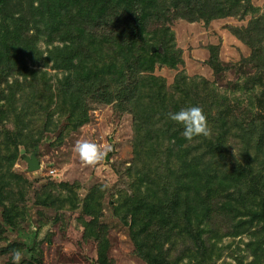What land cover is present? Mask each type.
Instances as JSON below:
<instances>
[{"label": "trees", "instance_id": "obj_1", "mask_svg": "<svg viewBox=\"0 0 264 264\" xmlns=\"http://www.w3.org/2000/svg\"><path fill=\"white\" fill-rule=\"evenodd\" d=\"M259 11L252 0H0V254L19 249L20 264H44L36 240L49 222L22 219L35 184L15 171L25 161L22 153L39 151L41 158L51 134L59 132L50 144L55 150L91 121L94 110L111 107L114 121L131 120L132 163L116 171L127 190L109 202L135 254L145 264H217L222 258V264H264ZM248 16L246 26L230 27L251 50L239 64L225 61L217 43L209 46L210 77L181 71L168 85L155 73L184 64L175 21ZM241 65L256 73L234 84L242 96L231 99L221 89L233 82L229 70ZM189 105L203 109L207 136L187 140L182 126L167 118ZM82 187L47 183L36 196L54 210L82 205L83 237L97 243L96 264H114L110 226L102 221L106 186L94 184L83 199Z\"/></svg>", "mask_w": 264, "mask_h": 264}, {"label": "rangeland", "instance_id": "obj_2", "mask_svg": "<svg viewBox=\"0 0 264 264\" xmlns=\"http://www.w3.org/2000/svg\"><path fill=\"white\" fill-rule=\"evenodd\" d=\"M252 2L255 7H259V14L264 16V0H252ZM250 19V16L244 20L239 19V17H229L213 20L208 24L202 19L195 20L193 23L186 20L175 21L172 29L176 35L178 48L183 52L184 64L180 65L178 70L161 67L156 69L155 73L166 77L168 85L172 83L176 74L181 71H185L189 77L196 75L210 77L208 73L211 72L206 64L209 58V46L217 43L222 47L221 56L225 61L235 62L234 65L239 64L243 58L250 57L251 50L245 43L231 34L230 27L246 26ZM49 73L51 77L55 78V70H49ZM255 73L256 69L252 65L236 66L234 72L229 70L226 74L228 78L233 79L234 83L232 82L228 87L221 90L226 94L228 93V97L231 99L240 98L242 92H239V88L237 90L234 84L246 80V76ZM225 86L226 84L223 87ZM4 87L2 85V88ZM256 89L260 93L261 89ZM246 91L251 96L255 93L250 89ZM111 111V107L94 110L91 121L83 126L81 130L74 132L70 138L64 141L62 147L55 150L52 147L50 148V144L52 141H56L59 132L51 134L48 137L50 140L43 146L41 158L38 156L41 163L39 171L29 172L25 161L16 164V172L22 173L30 182H35L29 190L31 204L26 208L22 217L23 221H37L39 218L42 220L46 218L49 222L40 231L36 240L39 244L38 249L43 250L44 264H96L97 243L94 240H84L83 237L84 228L81 225L82 205L77 209L54 210L41 206V200L36 196L40 186L47 183L57 185L66 181L82 183L83 187L80 192V198L82 199L94 184L106 186L108 193L104 201L102 221L110 226L109 239L111 247L109 256L113 259L114 264H145L135 254V246L130 238L129 230L122 226L118 218L114 216L112 204L109 202L111 201L110 197H116L119 191L127 190V187L123 185L122 176L116 171L117 168L120 169L124 165L130 166L133 159L131 120L126 117L114 121L116 119L111 116ZM81 139L101 145L104 149L103 157L93 164L83 163L73 150L76 141ZM37 152L39 155V151ZM23 154L26 153H22V157ZM53 171L54 174H52ZM30 226L35 232L34 224L30 223ZM15 238V235L10 236L11 240ZM244 239L247 240V238ZM224 242L229 244L231 240L225 239ZM230 251L227 249L224 252V257L227 260H229L227 257ZM11 259L12 255L9 252L0 254V264H7ZM223 259L218 261L217 264H222Z\"/></svg>", "mask_w": 264, "mask_h": 264}, {"label": "clouds", "instance_id": "obj_3", "mask_svg": "<svg viewBox=\"0 0 264 264\" xmlns=\"http://www.w3.org/2000/svg\"><path fill=\"white\" fill-rule=\"evenodd\" d=\"M167 118L182 126L181 135L187 140L209 134L206 116L203 109L198 105H189L175 112H169L167 113ZM73 150L85 164H93L104 155V149L101 145L84 139L77 140ZM11 255L13 264H20L22 259L21 250L13 249Z\"/></svg>", "mask_w": 264, "mask_h": 264}, {"label": "water", "instance_id": "obj_4", "mask_svg": "<svg viewBox=\"0 0 264 264\" xmlns=\"http://www.w3.org/2000/svg\"><path fill=\"white\" fill-rule=\"evenodd\" d=\"M23 158L28 165L29 172H36L41 169V163H40V160L38 159L37 151L31 155L23 154Z\"/></svg>", "mask_w": 264, "mask_h": 264}, {"label": "built area", "instance_id": "obj_5", "mask_svg": "<svg viewBox=\"0 0 264 264\" xmlns=\"http://www.w3.org/2000/svg\"><path fill=\"white\" fill-rule=\"evenodd\" d=\"M52 174H54V171L52 172Z\"/></svg>", "mask_w": 264, "mask_h": 264}]
</instances>
